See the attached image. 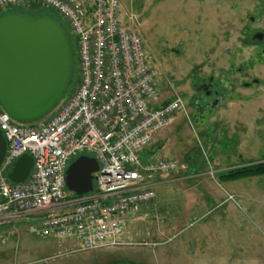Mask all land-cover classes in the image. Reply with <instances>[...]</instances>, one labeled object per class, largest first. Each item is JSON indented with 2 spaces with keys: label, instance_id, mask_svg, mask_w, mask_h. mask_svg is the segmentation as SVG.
Listing matches in <instances>:
<instances>
[{
  "label": "rangeland",
  "instance_id": "1",
  "mask_svg": "<svg viewBox=\"0 0 264 264\" xmlns=\"http://www.w3.org/2000/svg\"><path fill=\"white\" fill-rule=\"evenodd\" d=\"M119 2L130 19L126 27L144 40L161 98L167 102L176 93L183 99L185 113L150 150L153 157L178 162L179 169L151 179L157 198L129 222V245L71 253L76 245L34 236L23 220L5 228L0 264H264V177L221 180L236 168L264 163V56L241 35L264 10V0ZM13 12L48 14L68 30L76 65L64 101L78 82V49L68 23L41 6L9 9L0 16ZM263 22L264 16L253 26ZM226 74L225 102L197 118L191 104L194 80ZM253 79L260 85L245 88Z\"/></svg>",
  "mask_w": 264,
  "mask_h": 264
},
{
  "label": "built area",
  "instance_id": "2",
  "mask_svg": "<svg viewBox=\"0 0 264 264\" xmlns=\"http://www.w3.org/2000/svg\"><path fill=\"white\" fill-rule=\"evenodd\" d=\"M34 5L68 23L78 49V84L48 119L33 125L15 122L0 106L8 146L0 168V241L5 228L25 220L34 236L74 242L71 253L127 246L131 216L157 198L151 179L179 169L148 150L185 113L183 99L176 93L167 102L161 98L158 72L147 61L143 38L122 22L119 0H0V13ZM27 154L34 159L29 178L11 183L14 163ZM81 156L94 158L99 171L93 192L77 198L66 177Z\"/></svg>",
  "mask_w": 264,
  "mask_h": 264
},
{
  "label": "water",
  "instance_id": "3",
  "mask_svg": "<svg viewBox=\"0 0 264 264\" xmlns=\"http://www.w3.org/2000/svg\"><path fill=\"white\" fill-rule=\"evenodd\" d=\"M75 65L71 37L53 16L19 12L0 16V106L15 122L33 125L52 115L71 86ZM7 147L0 130V168ZM33 167L31 155L20 157L8 180L24 183ZM98 171L94 158H77L67 170V190L77 198L89 195Z\"/></svg>",
  "mask_w": 264,
  "mask_h": 264
},
{
  "label": "flooded vegetation",
  "instance_id": "4",
  "mask_svg": "<svg viewBox=\"0 0 264 264\" xmlns=\"http://www.w3.org/2000/svg\"><path fill=\"white\" fill-rule=\"evenodd\" d=\"M255 13V12H254ZM259 17L252 19L247 25L243 26L241 35L247 38V42L253 43L255 46L261 47V55L264 56V22L263 26H253L261 21L264 16V10L257 13ZM241 72V71H240ZM229 74L223 77L214 75L198 76L191 87V104L197 113V118L205 114V112H214L225 102L229 85ZM261 81L253 79L251 83H244L245 88L260 85Z\"/></svg>",
  "mask_w": 264,
  "mask_h": 264
},
{
  "label": "trees",
  "instance_id": "5",
  "mask_svg": "<svg viewBox=\"0 0 264 264\" xmlns=\"http://www.w3.org/2000/svg\"><path fill=\"white\" fill-rule=\"evenodd\" d=\"M34 6H40V5H34ZM34 6H29L27 8L34 7ZM51 12L54 13V11H51ZM64 28L66 29L65 26H64ZM67 32H68V30H67ZM72 43H73V41H72ZM73 47H74V44H73ZM74 50H75V47H74ZM77 84H78V82H77ZM258 177H264V163H259L257 165H253V166L251 165L248 167L236 168L233 171H231L230 173L222 175L221 180H222V182L231 183V182H236L239 180L252 179V178H258Z\"/></svg>",
  "mask_w": 264,
  "mask_h": 264
},
{
  "label": "crops",
  "instance_id": "6",
  "mask_svg": "<svg viewBox=\"0 0 264 264\" xmlns=\"http://www.w3.org/2000/svg\"><path fill=\"white\" fill-rule=\"evenodd\" d=\"M125 18H126V19H125ZM121 20H122V22H123L126 26H128L127 23H126V21H129L130 19L127 20V17L124 16V14H123V10H122V5H121ZM131 20H132V17H131ZM132 26H133V25H132ZM139 214H140V213H137L136 215L131 216V218H130V222L133 221V219H135V216H136V219H137V216H139ZM204 219H205L204 217L199 218V220L195 221L194 226H195V225H198V224L200 225V224L203 222ZM194 226H193V227H194ZM126 238L128 239L127 236H126ZM62 243H63L64 246H67V247H70V248H71L72 245H73V246L75 245V243L72 242V241H64V242H62Z\"/></svg>",
  "mask_w": 264,
  "mask_h": 264
}]
</instances>
